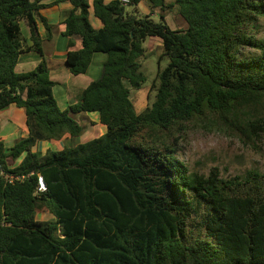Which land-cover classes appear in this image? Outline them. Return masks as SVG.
Instances as JSON below:
<instances>
[{
  "label": "trees",
  "instance_id": "obj_1",
  "mask_svg": "<svg viewBox=\"0 0 264 264\" xmlns=\"http://www.w3.org/2000/svg\"><path fill=\"white\" fill-rule=\"evenodd\" d=\"M60 1L71 5L61 22L70 73L106 55L101 75L65 109L43 57L15 70L21 22L42 56L36 21L49 38L52 25L39 13L47 4L0 0V112L22 109L27 128L9 146L0 139V264H264V173L190 171L169 143L191 121L250 141L264 132V37L254 32L264 0H145L158 21L139 14L142 0ZM174 11L185 27L166 23ZM148 37L161 41L168 62L137 112L130 93L146 81ZM84 112L98 113L103 133L38 150L39 141L80 136L74 115ZM38 210L53 218L37 219Z\"/></svg>",
  "mask_w": 264,
  "mask_h": 264
},
{
  "label": "rangeland",
  "instance_id": "obj_2",
  "mask_svg": "<svg viewBox=\"0 0 264 264\" xmlns=\"http://www.w3.org/2000/svg\"><path fill=\"white\" fill-rule=\"evenodd\" d=\"M143 5L142 3L138 6L139 14H149V7L145 6L146 8L144 9ZM132 8L133 6L131 5L128 7L129 10ZM150 16L155 21L159 20L158 13H152ZM165 17L166 23L171 28H183L186 25L181 16L175 11L165 13ZM181 19L183 27L178 22ZM254 32L256 37H264V18L258 20L257 28ZM158 43L157 38L149 37L143 42L146 56L141 60L140 71L145 75L146 81L140 88L131 89L130 93L137 112L143 111L146 106L150 105L154 96L155 85L157 84V70L158 68H164L168 62L167 57L163 56L160 58L162 49L161 44ZM245 51L246 53L247 51L253 52L249 48ZM93 63V65H96V59ZM99 76L100 74L94 75L92 78L95 80ZM77 77L79 78V76H76V79H78ZM80 77L82 80L86 79L85 76ZM81 92L78 94L80 95ZM5 113V111L0 112V122L4 128L10 124L9 120L4 118ZM86 114L91 118L93 112H86ZM76 116L75 119L83 126V131L80 136L72 137L67 143L68 145L83 142V140H89L101 134L103 128H101L99 122L92 124L89 119L84 117V113ZM169 143L175 149L177 158L190 171L207 175L211 169H215L218 171L219 176L224 178L244 174L249 169H257L264 173V132L260 133L256 140L250 141L247 138L238 137L230 129H219L199 121H191L179 132H174L169 138ZM38 150L40 149L38 148ZM8 162L10 166H14L19 160L9 159ZM36 217L39 220L53 218L48 210H38Z\"/></svg>",
  "mask_w": 264,
  "mask_h": 264
},
{
  "label": "crops",
  "instance_id": "obj_3",
  "mask_svg": "<svg viewBox=\"0 0 264 264\" xmlns=\"http://www.w3.org/2000/svg\"><path fill=\"white\" fill-rule=\"evenodd\" d=\"M54 1L56 0H44L47 6L39 11V13L47 20V22L52 25L51 35L49 38H47L48 36L46 35L44 26L42 25L41 21L38 19L36 21V35H38L40 39L39 46L42 50V56H40L39 52L33 48V42L30 37L28 27L24 22L20 23L24 42V50L19 56L15 70L17 72H27L29 70H32L43 57L48 66L50 78L54 81V86L52 89L54 97L56 98L58 106L61 109H65L68 105L74 103L77 100L79 96L78 93H80V91H82L93 80L92 77H94V75H101L102 63L106 59V55L104 53H96L97 55L94 54L90 66L85 73L78 75H73L70 73L67 68L65 59L68 49L72 47H70V38L62 34L63 25L61 24V22L70 9L71 5L68 1H60L57 4H55ZM110 1L111 0H104V2L106 3ZM142 3L144 4V9L147 6L149 7V13H158L156 9L151 12L149 4H147L145 0L139 2V4ZM138 6L137 10L139 9ZM89 20L93 27L99 28L101 26L100 20L93 15L91 7L89 9ZM178 22L180 26H184L182 23V19ZM157 40L159 42L158 44H161V41L158 38ZM73 43L74 47L79 46V42L77 40ZM95 59L96 65H93ZM76 76H79V78L77 77L78 79H76ZM80 76H85L86 79L82 80ZM4 111L6 112L4 118L8 119L10 124L6 128H4L2 127L0 122V139H2L6 145H11L16 138L25 136L27 134L25 114L22 109L17 108L13 105H10ZM80 114L76 115L79 116ZM76 115H74V117H77ZM84 117L89 119L92 124H97V122H99L97 112H93L91 118L86 114V112H84ZM99 125L105 130L104 125L100 123ZM103 129L101 130V133L104 132ZM71 138L72 137H70L69 135H64V137L58 141H39L37 144V148H39L40 151L42 150V153H44L47 149L59 150L63 148L64 144L68 143ZM85 141H87V139L83 140V142Z\"/></svg>",
  "mask_w": 264,
  "mask_h": 264
},
{
  "label": "built area",
  "instance_id": "obj_4",
  "mask_svg": "<svg viewBox=\"0 0 264 264\" xmlns=\"http://www.w3.org/2000/svg\"><path fill=\"white\" fill-rule=\"evenodd\" d=\"M123 2V4H128L129 0H121Z\"/></svg>",
  "mask_w": 264,
  "mask_h": 264
}]
</instances>
